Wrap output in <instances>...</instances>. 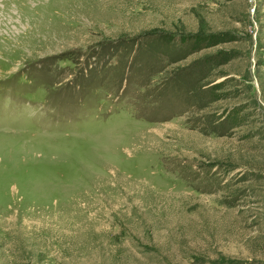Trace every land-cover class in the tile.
I'll return each mask as SVG.
<instances>
[{
  "label": "rangeland",
  "instance_id": "374dc122",
  "mask_svg": "<svg viewBox=\"0 0 264 264\" xmlns=\"http://www.w3.org/2000/svg\"><path fill=\"white\" fill-rule=\"evenodd\" d=\"M0 264H264V0H0Z\"/></svg>",
  "mask_w": 264,
  "mask_h": 264
}]
</instances>
